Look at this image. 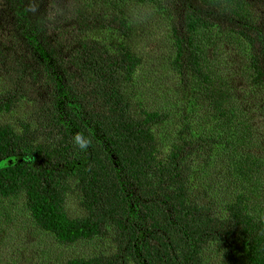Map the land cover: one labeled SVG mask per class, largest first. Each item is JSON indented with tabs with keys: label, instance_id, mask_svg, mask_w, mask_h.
Here are the masks:
<instances>
[{
	"label": "trees",
	"instance_id": "trees-1",
	"mask_svg": "<svg viewBox=\"0 0 264 264\" xmlns=\"http://www.w3.org/2000/svg\"><path fill=\"white\" fill-rule=\"evenodd\" d=\"M137 4L169 30L178 92L161 107L135 85ZM221 47L239 52L264 113V0H0V197L23 196L60 245L110 243L64 264H206L207 243L264 264V153ZM215 163L228 172L222 197L208 188Z\"/></svg>",
	"mask_w": 264,
	"mask_h": 264
},
{
	"label": "rangeland",
	"instance_id": "rangeland-1",
	"mask_svg": "<svg viewBox=\"0 0 264 264\" xmlns=\"http://www.w3.org/2000/svg\"><path fill=\"white\" fill-rule=\"evenodd\" d=\"M137 32L133 40L142 49V63L135 73L137 93L145 104L163 106L171 96H177L175 90L174 70L168 63L172 54L169 30L163 16L149 13L145 5L135 7ZM221 71L230 82L241 107L248 114L258 150L264 153V113L261 109V89L251 80L245 79L243 64L234 47H221ZM238 53V55H237ZM247 56V54H246ZM246 56L244 60H246ZM245 66V61L243 62ZM173 126L165 123L157 128L162 143L173 141ZM264 158V155H261ZM213 169V170H212ZM209 189L219 190L217 196L222 197L230 192L229 177L224 164H213L206 171ZM212 191V190H211ZM214 192V190H213ZM23 196L14 198L0 197V264H64L72 256L87 255L94 251L108 250L109 239L97 237L90 241L71 245H60L50 232L40 230L31 220L25 206ZM66 210L70 216H79L81 206L74 193L66 200ZM241 252L228 250L218 246L205 244L202 248L206 264H243Z\"/></svg>",
	"mask_w": 264,
	"mask_h": 264
},
{
	"label": "clouds",
	"instance_id": "clouds-1",
	"mask_svg": "<svg viewBox=\"0 0 264 264\" xmlns=\"http://www.w3.org/2000/svg\"><path fill=\"white\" fill-rule=\"evenodd\" d=\"M73 142L80 150H87L90 145V140L81 133L74 135Z\"/></svg>",
	"mask_w": 264,
	"mask_h": 264
}]
</instances>
